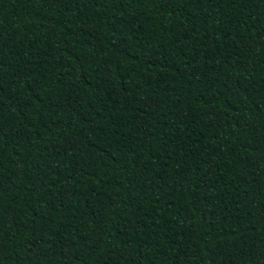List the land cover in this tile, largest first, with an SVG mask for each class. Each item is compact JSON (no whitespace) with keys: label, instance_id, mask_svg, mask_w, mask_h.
<instances>
[{"label":"trees","instance_id":"16d2710c","mask_svg":"<svg viewBox=\"0 0 264 264\" xmlns=\"http://www.w3.org/2000/svg\"><path fill=\"white\" fill-rule=\"evenodd\" d=\"M0 264H264V0H0Z\"/></svg>","mask_w":264,"mask_h":264}]
</instances>
